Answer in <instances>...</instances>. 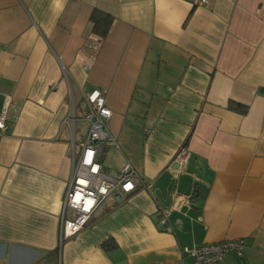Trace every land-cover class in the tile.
I'll return each instance as SVG.
<instances>
[{"label":"crops","instance_id":"0c3cea01","mask_svg":"<svg viewBox=\"0 0 264 264\" xmlns=\"http://www.w3.org/2000/svg\"><path fill=\"white\" fill-rule=\"evenodd\" d=\"M207 1L0 0V264L53 250L54 264L188 263L186 250L239 237L227 263L264 264V0ZM94 9L113 19L89 50ZM93 88L116 139L102 171L130 163L138 177L60 242L72 128L76 149Z\"/></svg>","mask_w":264,"mask_h":264},{"label":"built area","instance_id":"2783aa9c","mask_svg":"<svg viewBox=\"0 0 264 264\" xmlns=\"http://www.w3.org/2000/svg\"><path fill=\"white\" fill-rule=\"evenodd\" d=\"M192 5L206 4L207 0H187ZM97 36L92 35L86 42V49L93 50L100 44ZM93 54L90 55L91 59ZM86 111L84 120L88 123L86 134L82 136L79 150L75 149L74 128H72V144L69 156L72 161V174L69 180L59 227L60 242L75 236L88 222L91 214L99 204L108 198L120 200L122 193L135 189V179L138 174L130 163H125L119 173L112 177L102 171L97 155L107 141L116 145V139L110 130L109 120L112 110L105 94L98 88L85 92ZM7 102L0 112V129L4 128ZM73 119H67L70 122ZM189 151L180 146L173 156V163L181 170L188 159ZM164 221L162 218L161 222ZM242 238H232L216 242L203 243L193 250H186L185 255L191 257L188 263L176 262L169 264H228L226 254L242 255L244 248Z\"/></svg>","mask_w":264,"mask_h":264},{"label":"trees","instance_id":"16d2710c","mask_svg":"<svg viewBox=\"0 0 264 264\" xmlns=\"http://www.w3.org/2000/svg\"><path fill=\"white\" fill-rule=\"evenodd\" d=\"M112 16L101 11L98 9H94L89 17V20L91 22V30L92 34L97 36L99 39L104 38L107 35V32L109 31L111 22H112ZM261 92H264V89L261 90ZM229 108L233 110H237L238 112L244 114L247 112L248 107L246 105L236 104V103H229ZM103 246L106 247V243H103ZM56 260V251L53 250L49 252L45 257L44 260L41 262H36L34 264H54Z\"/></svg>","mask_w":264,"mask_h":264},{"label":"rangeland","instance_id":"374dc122","mask_svg":"<svg viewBox=\"0 0 264 264\" xmlns=\"http://www.w3.org/2000/svg\"><path fill=\"white\" fill-rule=\"evenodd\" d=\"M85 122H86V121H85ZM84 127H85V124H84V123H83V126H82V125L79 124V121H76V129H77V133H76V135H78L79 132H80V130H81L82 128H84ZM76 139H77V138H76ZM77 140H78V139H77ZM76 149H77V150L79 149L78 141H77Z\"/></svg>","mask_w":264,"mask_h":264}]
</instances>
